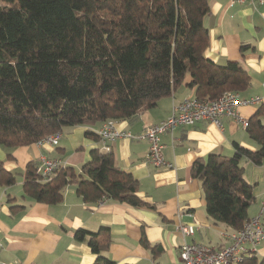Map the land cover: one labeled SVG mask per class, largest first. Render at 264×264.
<instances>
[{"label":"trees","instance_id":"trees-1","mask_svg":"<svg viewBox=\"0 0 264 264\" xmlns=\"http://www.w3.org/2000/svg\"><path fill=\"white\" fill-rule=\"evenodd\" d=\"M210 12V0H0V145H27L66 126L131 119L188 75L201 98L247 90L250 75L239 61L220 64L206 54L210 34L203 20ZM263 114L261 106L247 127L256 150L234 141L232 155L213 152L191 166L207 215L233 232L250 218L255 201L242 161H264ZM94 127L88 137H99ZM37 165L28 164L23 184L34 202H61L75 184L86 202L145 204L138 180L116 164L112 150L94 148L81 172L67 165L49 179ZM16 180V173L0 169V183ZM74 237L90 246L94 264H119L108 256V227L80 228ZM142 243L154 253L162 249L146 238ZM238 264H264V257Z\"/></svg>","mask_w":264,"mask_h":264},{"label":"crops","instance_id":"crops-1","mask_svg":"<svg viewBox=\"0 0 264 264\" xmlns=\"http://www.w3.org/2000/svg\"><path fill=\"white\" fill-rule=\"evenodd\" d=\"M211 12L203 23L210 34L206 54L220 64L239 61L250 75V86L239 92L242 97H261L259 105H243L240 115L250 118L264 106V0L231 4V0H210ZM246 46L245 50L242 47ZM186 76L172 94L158 104L143 110L131 119L117 121V127L134 134L146 125L167 119L175 104L195 94ZM264 122V114L262 116ZM97 126L79 124L62 130L59 145H0V169L17 174L13 184L0 183V264H94L96 255L87 242L75 239L80 229H110L108 256L119 264H180L184 243H203L221 247L229 243L232 230L216 224L207 215L206 200L200 180L191 173L192 164L210 153L232 155L234 141L256 150L259 145L250 138L247 128L238 120L223 117L221 124L199 121L180 125L161 134L165 160L172 167H157L147 160L150 142L147 139L119 138L110 142L116 164L138 180V196L145 204L105 199L86 202L76 192V185L65 189L61 202H34L24 195L23 184L29 163L39 164L43 157L61 158L81 172L94 148H102L98 136L86 135ZM245 179L253 184L255 201L250 217L261 215L264 222V161L256 165L244 159ZM15 206V207H13ZM179 224L195 225L193 235H184ZM143 238L162 249L154 253L144 246ZM256 255L264 257V241Z\"/></svg>","mask_w":264,"mask_h":264},{"label":"built area","instance_id":"built-area-1","mask_svg":"<svg viewBox=\"0 0 264 264\" xmlns=\"http://www.w3.org/2000/svg\"><path fill=\"white\" fill-rule=\"evenodd\" d=\"M254 2L256 0H231V4ZM261 97H242L239 92L227 91L217 98H201L196 94L186 97L173 107L171 115L157 124L146 125L141 133L134 134L121 130L117 122L108 120L95 130L102 142V149L112 150L110 142L119 138L147 139L150 142L147 160L157 167H172L165 160L164 145L161 134L173 131L180 125H194L199 121H211L221 124L223 117H231L240 121L246 128L249 120L239 113L240 106L259 105ZM62 132H55L40 139L38 144L57 146ZM67 161L61 158L43 157L37 165V173L43 179L51 178L59 169L66 167ZM264 208V207H263ZM177 229L184 235H193L195 225L179 224ZM229 243L221 247H212L203 243H184L180 249V264H238L246 256H252L258 251V246L264 241V222L261 215L250 217L244 226L232 232ZM0 247L3 240L0 237ZM1 264H14L1 262Z\"/></svg>","mask_w":264,"mask_h":264}]
</instances>
